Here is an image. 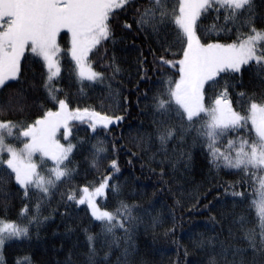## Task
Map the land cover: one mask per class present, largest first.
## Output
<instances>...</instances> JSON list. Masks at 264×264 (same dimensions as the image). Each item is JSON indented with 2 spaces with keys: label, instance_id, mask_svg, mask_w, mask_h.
Wrapping results in <instances>:
<instances>
[{
  "label": "snow or ice",
  "instance_id": "1",
  "mask_svg": "<svg viewBox=\"0 0 264 264\" xmlns=\"http://www.w3.org/2000/svg\"><path fill=\"white\" fill-rule=\"evenodd\" d=\"M118 29L143 33L157 45L149 49L153 69L162 77L160 91L153 98L158 118L153 120V131L146 134L149 149L158 143L167 156L173 142L179 141V148L194 132L192 143L207 150L210 168L228 169L230 174L241 176V187L248 183L252 189L249 207L255 208L261 231L258 237L248 234L251 261L246 259V249L232 247L219 235L201 233L194 246L204 252L205 260L196 264H264V10L258 12L256 0H0V113L29 112L34 116L0 119V193L14 184L25 200L36 196L34 205L25 203L20 209L19 215L27 223L0 216V264H7L3 254L6 242L28 238L30 226L41 223V201L59 185L71 184L76 178L79 164L75 156L87 144L85 159L100 178L70 187L63 194L74 205H86L91 221L98 222L101 229L99 233L87 226L82 229L87 243L83 264H108L113 249L119 250L122 242L117 264L121 260L128 264L136 254L132 232L141 218H148L153 225L166 220L154 215L155 204L142 208L121 198L120 166L112 156L116 144L113 141L109 148L101 134L110 133L124 117L91 106L73 108L60 87L61 56L65 53L58 41L61 32L69 37L66 54L72 63L70 75L83 92L105 81V73L96 70L93 56L101 48L107 54L104 45L117 43ZM26 52L38 57L44 69L41 87L45 102L38 105L35 100L29 103L22 81ZM109 59L108 67L115 75L120 71L115 53ZM146 62L141 52L138 63L143 67ZM147 72L144 68L145 75ZM245 73L253 74L256 88L251 94L245 90L233 94L237 87L243 89ZM12 91L17 94L9 95ZM234 105H240L241 110ZM75 122L86 123L91 137L73 142ZM245 129L246 135H231ZM139 139L143 147L144 138ZM182 155L191 158L190 153ZM164 174L162 168L161 177ZM221 187L224 199L208 201L204 207L217 214L219 219H211L221 223L223 232L226 213L240 202L236 198L248 202L249 196L237 191L235 182ZM109 195L115 199L113 208L108 207ZM135 211L141 215H134ZM174 228L165 236L174 235ZM227 235L232 236L231 228ZM189 239H193L192 234ZM98 244L108 249L102 259ZM15 264H32V260L21 255ZM68 264H72L71 258Z\"/></svg>",
  "mask_w": 264,
  "mask_h": 264
},
{
  "label": "trees",
  "instance_id": "2",
  "mask_svg": "<svg viewBox=\"0 0 264 264\" xmlns=\"http://www.w3.org/2000/svg\"><path fill=\"white\" fill-rule=\"evenodd\" d=\"M256 3L258 12L264 10L261 8V0H256ZM123 19L124 17H121V21ZM127 19L131 23L133 17L129 15ZM210 22L211 19L207 23ZM59 43L65 50L61 56L63 79L60 81V87L67 94L70 106L73 108L91 106L98 110L103 109L110 115L124 117L119 124L112 126L110 133L101 134V138L106 137L109 148L113 141L116 144V151L112 156L118 160L120 166L117 175L122 188L121 198L142 208L155 204L154 215L166 217V220L158 225H153L148 218L142 217L135 225L132 238L136 254L129 259L128 264H177V262L196 264L197 261H204V252L194 246L195 238L201 233L209 236L219 235L221 240H226L232 247L246 249L249 253L246 259L251 261L248 234L253 233L258 237L261 224L255 208L249 207L252 197L249 184L245 183L241 187V176L230 174L228 169L210 168L206 158L207 150L198 143H192L194 132L179 148H177L179 141L173 142L167 156H164L158 143L149 149L146 134L153 131L155 127L153 120L158 118L153 98L160 91L162 78L160 72L153 69V56L149 49L156 48L157 45L143 33L137 34L118 29L117 43L113 45L109 41L104 45L107 54L101 48L100 53L93 56L96 70L105 73V81L85 88L81 92L80 85L70 75L72 63L70 56L66 54L69 37L64 32L60 35ZM141 52L147 61L143 67L138 63ZM113 53L120 68L115 75L108 67L109 58ZM25 56L28 59H22V81L29 103L35 100L38 105L45 102L46 95L41 87L44 75L42 61L30 52H26ZM144 68H148L147 75L144 74ZM242 79L243 89L237 87L233 90V94L241 90L251 94L256 88L257 81L253 78V74L245 73ZM16 94L12 91L9 95ZM4 99L7 100L8 96ZM47 106L52 107L51 103H47ZM234 106L237 110H241L240 105ZM29 118H34L29 112L23 115L0 113V119ZM173 122L178 123V121ZM246 133L247 129L231 135L239 136ZM91 135L86 123L75 122L73 142L88 139ZM140 137L144 138L143 147ZM61 142L64 143L62 138ZM91 143H95V140ZM88 147L90 144L85 145V150L75 156L79 169L71 184L59 185L50 197L41 201V223L30 226V236L22 240H11L5 244L3 254L7 264H15L16 258L21 255L30 256L32 264H68L69 258L72 264H83V253L87 251V243L82 229L87 226L94 233H99L101 229L98 222L91 221L86 205H74L68 202L63 194L70 187L99 180L100 175L89 167L85 159L88 156L86 150ZM182 153H190L191 158L188 159ZM162 168L165 173L163 177H161ZM153 169L155 171H152ZM233 182L237 185V191H243L249 196V201L244 202L242 198H236L240 202L232 205L226 213L227 218L223 222L224 231L221 232V223H215L211 219L217 214L206 211L204 205L208 201L224 199L221 185ZM209 189L212 191L209 192ZM228 199L232 200V197L229 196ZM35 202L36 196L25 200L22 192L17 190V186L8 185L6 192L0 193V216L27 223L26 219L20 217V209L25 203L31 207ZM101 203L104 201L102 200ZM114 206L115 199L109 195L108 207ZM134 215L141 213L135 211ZM174 225V235L165 236L168 229L173 228ZM229 228L232 231L231 237L227 235ZM212 229L216 231L213 232ZM189 234L193 235V239H189ZM117 235L122 234L118 232ZM97 247L99 258L102 259L108 249L101 248L99 244ZM123 247L122 242L119 250L113 249L108 264H117V258L122 255ZM185 249H187L186 256ZM121 264H124L122 260Z\"/></svg>",
  "mask_w": 264,
  "mask_h": 264
},
{
  "label": "rangeland",
  "instance_id": "3",
  "mask_svg": "<svg viewBox=\"0 0 264 264\" xmlns=\"http://www.w3.org/2000/svg\"><path fill=\"white\" fill-rule=\"evenodd\" d=\"M62 33H63V32H61V34H62ZM61 34H60V35H61ZM59 39H60V36L58 37V41H59ZM57 135H59V133H58ZM7 242H8V241H7ZM7 242H6V243H7Z\"/></svg>",
  "mask_w": 264,
  "mask_h": 264
}]
</instances>
